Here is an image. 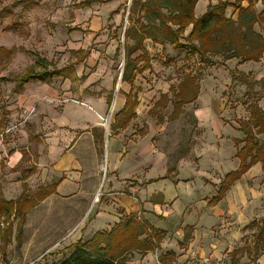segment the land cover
I'll list each match as a JSON object with an SVG mask.
<instances>
[{"label":"rangeland","instance_id":"374dc122","mask_svg":"<svg viewBox=\"0 0 264 264\" xmlns=\"http://www.w3.org/2000/svg\"><path fill=\"white\" fill-rule=\"evenodd\" d=\"M85 1L90 2L88 7H77ZM130 2L131 0H0V48L17 50L9 61L5 54L0 55V132L8 130L0 144V174L8 176L12 173L6 167L10 151L26 152L23 148L28 146L22 131L25 130L28 112L23 106L24 97L29 93L24 85L13 82L11 76L22 74L26 67L34 63L33 53L52 61L57 68H69L70 75L59 81L55 80L57 88H53L59 96L67 92L68 96L65 97L70 98L68 103H104L111 96V102L105 106L106 121L102 120L100 123L104 129L109 126L112 128L114 116L119 111V90H131L136 95L138 104L134 109L136 117L128 125L130 137L146 136V143L159 149L162 164L166 163L173 170H183V177L192 176L193 171L206 169L210 170L208 178L215 180L211 173L216 168L217 160L219 164H227L224 173L236 164L233 141L242 138L237 131L239 123L247 120L248 108L256 100L264 110V54L257 63L240 62L237 59L226 61L221 56H213L211 63L206 64L198 57L188 55L191 54L190 50L183 41L180 44L184 47H178L169 43L164 36L155 35V38L143 40L150 67L137 75L130 87L119 80L124 60L123 32L132 22L128 19ZM246 4L244 2L243 6ZM255 8L260 11L261 5L258 3ZM236 15L237 12L232 8L226 10L227 17L236 19ZM134 24L139 26L136 22ZM190 28L186 29L184 37L188 35ZM255 30L264 36V24L262 29L256 26ZM128 43L132 46L134 44L133 41ZM116 51H119L118 56H115ZM137 54L139 53L132 57ZM189 71L198 77L200 92L195 102L183 106L175 115L172 107L173 89L181 76ZM50 82L47 81V85L38 82L32 84L48 91ZM163 94L167 96L166 100L157 106L156 103ZM47 97L52 99V96ZM62 105L64 104H60L59 108ZM85 105L89 107L88 104ZM86 106L80 108L88 110ZM113 107L115 109L112 113ZM197 115L201 121L197 119ZM217 121L223 125L220 136L213 133L217 129ZM217 150L221 153L218 159L215 158ZM261 172L248 181L243 179L241 187L235 193L241 209L256 210V214H252L255 221L264 216V173ZM20 175L23 176L24 173ZM10 176L7 181L16 177ZM44 212L46 210H33L28 215L19 244L14 239L17 221L13 223V238L5 254L8 264H57L64 252H68L66 249L60 251V246L55 247L58 241L56 236H52L50 240L47 238L58 232L42 230L44 226L40 222ZM83 217L85 218L83 215L80 221H83ZM252 222L251 220L240 230L242 237L238 242V249L244 245H252ZM4 226V223L0 225L1 228ZM47 242L53 246L48 247ZM226 252L232 251L221 249L220 256ZM153 255L157 256L161 264H171L175 260L168 252L163 254L154 250ZM252 257L246 254L238 257L239 260L231 257L230 264H264V257L255 261Z\"/></svg>","mask_w":264,"mask_h":264},{"label":"crops","instance_id":"0c3cea01","mask_svg":"<svg viewBox=\"0 0 264 264\" xmlns=\"http://www.w3.org/2000/svg\"><path fill=\"white\" fill-rule=\"evenodd\" d=\"M208 5V0H199L195 16L204 14ZM59 79L62 78L50 80L48 91L32 84L47 85L46 82L24 84L29 94L24 97L23 106L28 112L22 135L28 146L23 148L26 152L10 151L6 167L15 179L7 181L11 176L0 174L5 200L17 199L23 191L22 184L31 195L39 187L52 189L54 185L53 192L31 209L27 217L33 210H46L40 222L42 230L58 232L47 238L56 236L55 247L60 246V251L97 231L109 230L119 221L121 212L139 216L164 233L155 251L170 253L175 259L171 264H188L192 257L218 258L221 249L229 252L238 249L240 230L254 221L252 214L256 210L241 209L235 193L243 179L248 181L262 171L259 164L243 175L220 201L212 202L224 175L238 167L237 159L226 173L227 164H219L217 160L211 173L215 180L208 178L210 170L206 169L183 177V170L162 164L159 149L146 143V136L131 138L129 126L104 129L100 123L105 119V101H85L89 107L63 101L59 108L62 103L58 101L70 99L65 97L67 92L59 96L53 89ZM47 92L52 99L46 98ZM117 101L120 110L124 96L120 94ZM197 119L201 121L198 115ZM215 127L213 133L220 136L223 125L217 121ZM97 138L102 143H97ZM215 156L218 159L221 153L217 150ZM28 170L32 174L25 179ZM83 215L85 218L80 221ZM185 233L190 239L180 247ZM47 243L48 247L53 246ZM126 264H155L153 251L133 252Z\"/></svg>","mask_w":264,"mask_h":264},{"label":"trees","instance_id":"16d2710c","mask_svg":"<svg viewBox=\"0 0 264 264\" xmlns=\"http://www.w3.org/2000/svg\"><path fill=\"white\" fill-rule=\"evenodd\" d=\"M199 0H131L128 8V19L131 22L129 28L123 32L124 60L121 74V83L130 87L137 75L142 74L150 67L147 51L143 46V40L162 35L168 42L184 47L183 41L189 48L188 54L198 57L203 63H211V57L221 56L223 60L237 59L240 62H259L264 54V36L255 30V27L263 28L264 24V0H208L206 12L200 17L195 16V6ZM215 1V4H211ZM246 2V6L243 3ZM261 5L260 11L255 8ZM90 2L85 1L78 8H85ZM232 8L237 12L236 19L226 16V10ZM136 20H135V19ZM139 24V26H135ZM188 27L190 32L186 37L184 33ZM133 41V46L129 45ZM8 61L11 60L17 50H3ZM23 50V49H21ZM136 56L132 57L133 55ZM32 54V53H31ZM35 61L26 67L22 74L12 75L11 80L17 85H24L30 81L47 82L54 78H67L71 71L67 66L57 68L52 61L41 57L37 53L32 54ZM119 51L115 52V56ZM200 92L199 79L192 71L183 74L176 88L173 89V113L177 115L187 104L195 102ZM119 93L124 96L123 107L115 114L112 128L125 129L136 117L135 107L137 97L130 91ZM163 94L156 103L161 105L166 100ZM111 102L108 96L106 103ZM164 106V104H163ZM237 131L241 133V139H235V157L238 167L224 175L212 202L220 201L227 191L238 182L253 166L259 164L264 173V110L258 105V100L250 104L248 118L240 122ZM260 136V138H259ZM102 137V136H101ZM97 138V143H102ZM32 174L27 171L25 179ZM24 180V176H22ZM23 191L15 200H5L1 194L0 184V264L6 262V249L13 238V223L17 221L14 239L21 241L22 228L26 223L28 212L40 204L54 190L47 187H39L38 191L31 195L25 184ZM109 230L97 231L90 238L79 239L65 248L68 253L57 264H126L133 252L145 254L159 248L164 233L153 228L136 215H124ZM252 245H244L240 249L231 252L232 259L239 260L243 255L253 256L257 260L264 255V217L251 223ZM188 233V232H187ZM185 233L183 247L190 239Z\"/></svg>","mask_w":264,"mask_h":264},{"label":"built area","instance_id":"2783aa9c","mask_svg":"<svg viewBox=\"0 0 264 264\" xmlns=\"http://www.w3.org/2000/svg\"><path fill=\"white\" fill-rule=\"evenodd\" d=\"M63 101H67V100H60L58 102L62 103ZM30 112H32V111H30ZM103 121L105 122L106 119H103ZM7 131L8 130H6L4 132H0V144H1L3 137ZM139 219L140 218L138 216V220ZM154 259H155V264H161L156 255H155ZM230 263H231V257H230V253H228V252L224 253L222 256H220L218 258L192 257V258H190V260H188V264H230Z\"/></svg>","mask_w":264,"mask_h":264},{"label":"water","instance_id":"95a60500","mask_svg":"<svg viewBox=\"0 0 264 264\" xmlns=\"http://www.w3.org/2000/svg\"><path fill=\"white\" fill-rule=\"evenodd\" d=\"M121 74H122V72H121ZM121 74H120V78H119V80L121 79Z\"/></svg>","mask_w":264,"mask_h":264}]
</instances>
